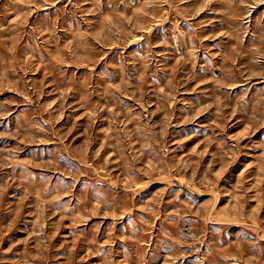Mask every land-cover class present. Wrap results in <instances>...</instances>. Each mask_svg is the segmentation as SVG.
Instances as JSON below:
<instances>
[{
  "label": "rangeland",
  "instance_id": "obj_1",
  "mask_svg": "<svg viewBox=\"0 0 264 264\" xmlns=\"http://www.w3.org/2000/svg\"><path fill=\"white\" fill-rule=\"evenodd\" d=\"M0 264H264V0H0Z\"/></svg>",
  "mask_w": 264,
  "mask_h": 264
}]
</instances>
